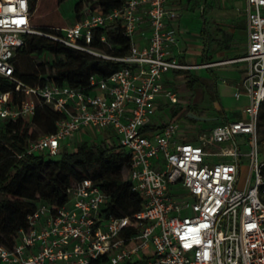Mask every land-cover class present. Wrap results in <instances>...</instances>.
Masks as SVG:
<instances>
[{"label": "built area", "instance_id": "1", "mask_svg": "<svg viewBox=\"0 0 264 264\" xmlns=\"http://www.w3.org/2000/svg\"><path fill=\"white\" fill-rule=\"evenodd\" d=\"M166 5L167 0H123L102 12L83 2L79 16L49 36L71 50L125 64L108 78L90 76L93 90L87 94L54 82L28 85L15 75L18 50L37 32L30 27V0H0V76L14 86L0 89V121L31 117L38 102L62 115L53 133L26 142V155L55 156L84 129L111 130L129 154L128 180L142 198L132 216L102 218L105 192L89 178L73 182L69 204H39L18 242L11 249L0 246V264H94L101 257L106 259L98 264H264V158L257 141L264 102V0H245L247 48L232 60L245 67L235 92L248 97L245 118L199 133L196 143L176 139L177 121L146 132L158 97L171 105L179 100L163 76L198 68L170 55L177 35L167 26ZM143 24L148 30L142 45L135 35ZM109 25L130 38L123 57L91 47L96 29ZM99 39L109 45L104 35ZM238 136L251 146L250 174L240 188Z\"/></svg>", "mask_w": 264, "mask_h": 264}, {"label": "trees", "instance_id": "2", "mask_svg": "<svg viewBox=\"0 0 264 264\" xmlns=\"http://www.w3.org/2000/svg\"><path fill=\"white\" fill-rule=\"evenodd\" d=\"M63 1L30 0V27L37 33L27 36L24 46L18 50L16 60L21 54L38 56L47 53L52 55L53 61L45 59L35 63L34 72H19L15 60V75L28 85L54 82L81 88L88 94L93 90L90 76L108 78L125 64L71 50L49 37L61 34L65 25L59 12ZM83 2L91 9L107 12L119 6L123 0H79L73 7L74 18L79 16ZM103 35L108 46L100 42L99 38ZM207 39L210 40L209 35ZM91 47L113 57H123L130 48V38L122 32L120 26L109 25L96 29ZM182 73L187 88L192 90L201 85L198 77L188 71ZM13 88L12 84L0 76L2 91ZM61 116L59 112L38 102L31 117L0 121V246L11 249L18 242L19 230L27 228V217L39 204H48L54 208L63 206L68 200L67 190L71 183L84 178L93 180L106 194V201L100 209L102 218L132 216L141 208L142 198L131 189L128 180L129 154L119 142H107V137L99 142L83 139L71 151H62L59 159L47 154L24 153L26 142L36 138V128L43 134H51ZM257 129L264 137V102L260 106ZM123 170L127 172L125 180ZM260 173L264 179V165ZM105 259L101 257L94 264Z\"/></svg>", "mask_w": 264, "mask_h": 264}, {"label": "crops", "instance_id": "3", "mask_svg": "<svg viewBox=\"0 0 264 264\" xmlns=\"http://www.w3.org/2000/svg\"><path fill=\"white\" fill-rule=\"evenodd\" d=\"M234 1L236 0H167L166 7L169 17L166 19V23L168 27L175 30L177 35V43L170 47V55L176 57L183 64L197 65L198 68L170 71L163 76V84L174 87L177 91L179 84L182 82L185 85L186 82L182 72L188 71L199 78L201 87L203 85L202 80H211L210 75H203V70L210 71L216 83L218 76L212 70L217 67H224L229 70L230 76L227 79H223L222 82L229 87V92H231L223 91L220 93L214 83V98L220 100L221 97H226L230 94L235 100L243 99L241 105L223 107L219 103H215L216 120L213 118L207 119L213 120V123L207 127L205 132L222 122L245 118L243 109L248 104V97L245 94H240L238 97L235 96L245 67L241 62L232 61L243 56L247 48L245 0H242L241 7H236L237 14L232 10ZM147 30L148 28L143 24L135 35L138 42L142 45L145 43L142 39V34L146 33ZM208 35L210 40L207 39ZM243 37H245V46H237V41ZM219 43L220 45H218ZM206 63H211L212 65L209 67L202 66ZM178 103L173 105L175 108L166 115L165 110L171 104H168L163 97H158L155 101L154 113L146 123V132L158 131L168 122L176 121V118L181 113L185 115L187 112L178 106ZM177 107L180 108V111H176ZM174 112H176L175 115H173ZM191 113L195 114L194 111ZM160 115L162 116L160 117ZM88 132L90 131L87 129L79 132L68 147L76 145V140H83ZM203 132L195 130L190 134L187 132L182 133L179 128L176 139L196 143L197 135ZM141 254L142 256L145 255L144 253Z\"/></svg>", "mask_w": 264, "mask_h": 264}, {"label": "rangeland", "instance_id": "4", "mask_svg": "<svg viewBox=\"0 0 264 264\" xmlns=\"http://www.w3.org/2000/svg\"><path fill=\"white\" fill-rule=\"evenodd\" d=\"M79 0H65L63 1L59 6V12L62 15L65 25L67 23L71 22L74 18V11L73 7L76 2ZM242 0H236L234 1L232 10L237 14L236 7H241ZM237 46H245V37L241 38L239 41H237ZM45 59L48 62L53 61L52 55H48L47 53H44L42 55H27V54H21L18 55L16 63H17V69L19 72H34L35 70V63H38L40 61H43ZM46 62V61H45ZM49 64V63H48ZM48 65H46L45 69H47ZM218 76V81L215 83L214 76L210 73V71L203 70V75H210L211 80H202L203 85L194 87L192 90L190 88H187L184 83L181 82L179 84L180 86L177 88V92L179 93V103L178 106L182 107V109L186 111L192 110L195 112L197 116L204 117V118H213L216 120L215 116V103H219L223 107L227 106H233V105H241L243 103V99L235 100L232 95H227L226 97H221V99L214 98V83L216 84V87L222 93L223 91L229 92V87L225 85L222 80L227 79L230 76L229 70L225 69L224 67H217L213 69ZM231 92V91H230ZM229 92V93H230ZM220 101V102H219ZM175 107L171 105L169 108L165 110L166 115L169 114L171 110H173ZM176 111H180V108L177 107ZM159 116V115H157ZM162 115H160L161 117ZM176 121L179 123L180 130L182 133H191L193 131H206L207 127L212 125L213 120H198L189 118L187 115L180 114L179 117L176 118ZM196 128V129H194ZM112 134V135H111ZM44 135L42 131L38 130L36 128V137ZM112 137H109V136ZM104 137H107V142H116L118 143L117 137L114 135V133L111 130H102L101 132H88L85 136L84 140H87L89 142H99L104 139ZM79 141V140H78ZM76 140V142L78 143ZM236 141L238 142V145L241 149V158H240V176L238 178L237 186L244 187L246 180L249 177L250 174V151L251 146L247 142L245 136H238L236 138ZM257 141H258V147H259V153L260 157L264 158V137H262L260 131L257 129ZM74 148L72 147H66L61 148L59 150V153L55 155L53 158L59 159L61 157V152L65 149L67 151H71ZM123 179H126L127 172L126 170H123L122 173ZM70 202H67L69 204Z\"/></svg>", "mask_w": 264, "mask_h": 264}, {"label": "water", "instance_id": "5", "mask_svg": "<svg viewBox=\"0 0 264 264\" xmlns=\"http://www.w3.org/2000/svg\"><path fill=\"white\" fill-rule=\"evenodd\" d=\"M189 118H193V119H198V120H206V119H208V118H204V117H200V116H197L196 114H194V113H188V115H187Z\"/></svg>", "mask_w": 264, "mask_h": 264}]
</instances>
